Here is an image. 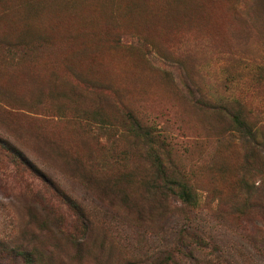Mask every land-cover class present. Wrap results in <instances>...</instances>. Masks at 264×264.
<instances>
[{
  "label": "rangeland",
  "instance_id": "1",
  "mask_svg": "<svg viewBox=\"0 0 264 264\" xmlns=\"http://www.w3.org/2000/svg\"><path fill=\"white\" fill-rule=\"evenodd\" d=\"M0 141V250L264 264V0H0Z\"/></svg>",
  "mask_w": 264,
  "mask_h": 264
},
{
  "label": "trees",
  "instance_id": "2",
  "mask_svg": "<svg viewBox=\"0 0 264 264\" xmlns=\"http://www.w3.org/2000/svg\"><path fill=\"white\" fill-rule=\"evenodd\" d=\"M0 147H6L8 150L9 145L6 146V144L2 141H0ZM177 188L180 190L179 195L180 197L188 202L189 199H191L190 191L186 188L183 184L176 183ZM7 248L3 247L0 250V264H34V260L29 257V255L25 252H18L15 250H10L9 252H6ZM7 258V259H5ZM2 260L4 262H2Z\"/></svg>",
  "mask_w": 264,
  "mask_h": 264
}]
</instances>
